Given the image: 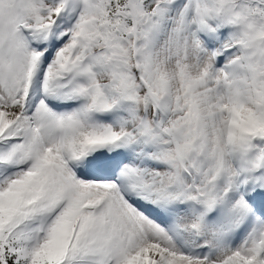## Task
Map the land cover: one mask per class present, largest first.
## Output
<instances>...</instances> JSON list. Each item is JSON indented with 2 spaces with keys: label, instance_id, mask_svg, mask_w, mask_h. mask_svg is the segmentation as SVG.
I'll return each instance as SVG.
<instances>
[{
  "label": "snow or ice",
  "instance_id": "snow-or-ice-1",
  "mask_svg": "<svg viewBox=\"0 0 264 264\" xmlns=\"http://www.w3.org/2000/svg\"><path fill=\"white\" fill-rule=\"evenodd\" d=\"M0 264H264V0H0Z\"/></svg>",
  "mask_w": 264,
  "mask_h": 264
}]
</instances>
